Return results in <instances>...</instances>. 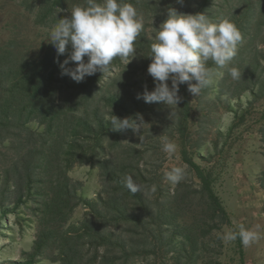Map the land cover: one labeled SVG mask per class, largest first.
Here are the masks:
<instances>
[{"label":"trees","instance_id":"1","mask_svg":"<svg viewBox=\"0 0 264 264\" xmlns=\"http://www.w3.org/2000/svg\"><path fill=\"white\" fill-rule=\"evenodd\" d=\"M127 2L145 15L144 29L134 45L135 56L129 57L128 63L117 58L107 73L97 72L83 82L60 75L50 41L43 54L37 56L17 52L15 39L0 47V132L12 137L13 151L9 164L1 169L0 207L8 210L3 202L9 191L15 208L25 205L34 211L39 227L34 254L48 247L56 252L55 260L60 264H137L143 254L164 261L170 252V259L182 264L187 254L192 255L199 248L194 226L200 231L209 226L204 231L206 235L220 224L238 231L214 191L212 170L198 164L185 144L192 110L187 84L180 86L182 100L174 107L175 120L169 127L181 140L182 160L194 172L197 186L182 181L177 183L176 193L166 192L161 181L163 173L158 180L150 179L145 174L147 169L136 161L149 149L137 147L134 139L127 136L133 133L131 130L121 133L112 129V115L125 118L154 112L165 117L171 111L137 99L145 87H139V82L136 84L131 78L135 69L147 70L151 63L148 56L155 36L149 26L154 23L149 25L146 19L165 20L168 9L173 7L170 0ZM84 3L85 0H42L34 21L40 26L55 25L75 5ZM184 5L186 14L205 13L212 20L229 19L234 23L243 37L239 52L256 54L264 47V0H222L217 5L212 0H187ZM212 11L215 17L210 14ZM66 55L60 56L59 61ZM257 63L262 66L258 59ZM213 66L209 61V67ZM228 77L229 73L222 83ZM149 80L154 81L151 76ZM32 122L39 128L34 129ZM0 154L8 156L5 152ZM80 163H93L99 169L102 190L96 199L80 195V181L68 174ZM128 176L141 186V191L131 193L126 189ZM262 178L264 182V170ZM153 186L160 190V198L151 197ZM174 200L179 204L178 212L172 211ZM79 204L86 208L83 217L69 222ZM198 204L201 210L189 223L185 210ZM177 236L181 238L176 243ZM236 242L243 263V247L239 238ZM207 247L202 249L208 250ZM33 263L30 255L16 264ZM148 264H152L150 259Z\"/></svg>","mask_w":264,"mask_h":264},{"label":"rangeland","instance_id":"2","mask_svg":"<svg viewBox=\"0 0 264 264\" xmlns=\"http://www.w3.org/2000/svg\"><path fill=\"white\" fill-rule=\"evenodd\" d=\"M42 0H0V47L4 46L9 39H15L18 44L17 52L33 56L42 55L44 48L50 41L49 33L54 25L40 26L35 23L34 16ZM187 1V0H184ZM222 0H212L218 4ZM173 8L183 12L184 4L181 6L176 0H170ZM164 5H167L165 3ZM164 7V6H163ZM162 7V8H163ZM212 10H216L211 5ZM184 13V12H183ZM213 17L214 11L210 12ZM143 15V14H142ZM145 15H143L144 17ZM149 29L156 36V31L163 23V18L148 17ZM217 22L216 18H213ZM242 46V43L238 45ZM264 47L261 52L237 51L234 61L229 66L238 67L242 75L239 80H233L229 75L227 81L222 83V78L228 75V67L213 68L216 74L213 82L202 90L199 95L190 93L191 117L188 119V136L186 146L193 159L203 167L210 168L214 177L213 188L227 210L233 225L243 224L246 228L261 232V239L251 246L243 247L244 257L241 255L235 241H227L221 237L233 229L227 225L220 224L218 228L206 235L204 230L194 226V236L198 241V249L192 254H187L182 259V264H264V182L262 172L264 170ZM256 58V60H254ZM257 59L261 64L257 63ZM131 81L139 82V87H147L149 91L155 87V82L150 81L147 70L135 69ZM227 71V72H226ZM141 83V84H140ZM170 84V81H169ZM256 92V93H255ZM154 105L163 111L169 107L154 102ZM175 106L172 112L162 117L157 113L142 114L144 124L140 135L129 132L138 148L145 151L142 156L136 158L141 168L147 169L146 176L158 180L162 176V187L170 194L176 193L177 184L169 182L166 173L173 167L185 169L184 181L187 185H198V179L194 172L190 171L181 156L182 143L170 123L175 120ZM38 129L35 122L30 124ZM175 143L177 149L175 154L169 155L163 150L165 139ZM12 137L0 132V152L8 154L4 157L0 154V179L1 169L9 164V155L13 151ZM160 167H156L159 166ZM74 181H80L79 194L96 199L102 190V180L99 169L93 163L76 164L68 172ZM180 181V182H182ZM164 183V185H163ZM3 187H0V191ZM186 187L181 188V191ZM164 192V194L166 193ZM4 205L7 211L0 207V264H16L26 261L30 255L33 256V264H60L55 260L57 257L54 250L48 247L42 252L35 250V241L38 235V223L35 212L25 205L14 207L11 202L14 196L5 192ZM4 193V194H5ZM151 197L160 198V190L151 188ZM3 196V195H2ZM195 202L199 203L196 198ZM173 212H178L177 201H173ZM201 210L200 204L185 210L186 221L193 222L196 213ZM86 208L79 204L74 208L69 222H75L83 217ZM207 215H204L205 217ZM188 223V222H187ZM257 226L259 228L257 229ZM181 237L177 236V243ZM188 248L189 243L186 244ZM207 245L208 250L204 247ZM166 260L151 255L149 258L143 254L137 264H176L170 257Z\"/></svg>","mask_w":264,"mask_h":264},{"label":"clouds","instance_id":"3","mask_svg":"<svg viewBox=\"0 0 264 264\" xmlns=\"http://www.w3.org/2000/svg\"><path fill=\"white\" fill-rule=\"evenodd\" d=\"M176 3L182 6L184 0H176ZM143 29V15L127 0H85L84 4L75 5L69 15L57 19L49 33L60 75L80 83L97 72L107 73L117 58L128 63V58L135 56L134 45ZM242 39V33L229 19L214 22L205 13L186 14L175 8L168 9L148 56L151 63L147 72L155 87L149 91L145 86L137 99L162 103L173 115L171 106L177 108L182 100L181 85L187 84L188 91L196 96L212 84L216 71L209 67V61L217 68L228 67L231 78L239 80L241 71L229 65ZM65 54L66 58L59 61L58 58ZM110 122L113 131L131 130L136 135H140L146 124L139 113L125 118L112 115ZM176 149L177 145L166 138L163 150L171 156ZM184 177L182 167H173L166 173L167 180L173 184ZM125 187L131 193L141 191V186L131 176L126 178ZM221 238L227 241L239 238L241 244L248 247L261 239V232L241 224L238 231L230 230Z\"/></svg>","mask_w":264,"mask_h":264}]
</instances>
